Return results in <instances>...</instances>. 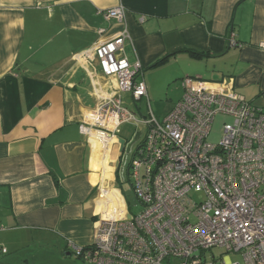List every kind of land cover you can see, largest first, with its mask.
I'll use <instances>...</instances> for the list:
<instances>
[{"label": "crops", "instance_id": "1", "mask_svg": "<svg viewBox=\"0 0 264 264\" xmlns=\"http://www.w3.org/2000/svg\"><path fill=\"white\" fill-rule=\"evenodd\" d=\"M118 5L124 20L105 18ZM124 29L148 77L177 63L173 79L226 83L264 109V0H0V264H36L29 245L77 259L69 243L92 244L100 217L124 208L116 139L80 129L118 88L88 52Z\"/></svg>", "mask_w": 264, "mask_h": 264}, {"label": "built area", "instance_id": "2", "mask_svg": "<svg viewBox=\"0 0 264 264\" xmlns=\"http://www.w3.org/2000/svg\"><path fill=\"white\" fill-rule=\"evenodd\" d=\"M125 13L118 5L104 16L123 21ZM130 37L124 29L88 52L118 88L87 112L80 129L89 139L93 131L113 137L120 147L121 125L137 120L123 94L135 104L148 100L147 131L128 173L142 210L133 214L122 194L124 208L100 217L94 242H70V250L91 264H264V109L226 83L187 76L183 97L160 120L140 79L142 63L126 56ZM230 43L239 46L234 37ZM259 47L264 50V39ZM219 114L231 120L213 143L208 137ZM214 248L226 253L208 258ZM6 254L0 245V258Z\"/></svg>", "mask_w": 264, "mask_h": 264}, {"label": "rangeland", "instance_id": "3", "mask_svg": "<svg viewBox=\"0 0 264 264\" xmlns=\"http://www.w3.org/2000/svg\"><path fill=\"white\" fill-rule=\"evenodd\" d=\"M182 63L186 64L180 62V65H182ZM179 68V64L176 63L174 67L171 68V66H169L168 68H163L149 77L146 75L147 73L145 71L143 77H140V79L144 78L147 86L151 88V91L148 92L149 101L153 112L160 120L165 118L173 105L184 95L183 77L173 79V74L178 71ZM123 99L124 107L134 113L137 120L128 121L121 125L120 135L126 139L127 143L123 153H120V149L115 151L113 156L116 161L114 162L113 160L111 163L114 168V175L119 177L118 172L115 174V171L117 162H121L120 168L122 169L121 171L123 175L121 180L117 181V186L120 187L129 210L133 214H138L141 212L142 207L135 195L132 184L128 179L127 169L132 161L135 148L143 140L147 131V127L142 120L148 113V100L143 99L138 101L136 105L130 93L123 94ZM230 120L231 119L225 115H217L212 124L210 135L208 137L209 141L218 143L222 138L224 123L230 122ZM106 185L110 186L108 181H106ZM34 248V245L26 246L20 252V255L24 258H32L36 264H91L82 259H75L70 256H61L62 258H60V256L53 251V254H51V252L48 254L44 247L37 248V251ZM225 253L226 251L222 248H214L208 258H210L212 254L219 257ZM229 258L234 261H239L241 259L240 255L237 254H232Z\"/></svg>", "mask_w": 264, "mask_h": 264}, {"label": "trees", "instance_id": "4", "mask_svg": "<svg viewBox=\"0 0 264 264\" xmlns=\"http://www.w3.org/2000/svg\"><path fill=\"white\" fill-rule=\"evenodd\" d=\"M180 51H182V50H180ZM183 51H184V52H188V53H190L191 55L196 56V57L205 56V53H203V52H198V51H195V50H193V49H184ZM177 52H178V51H177ZM177 52H175L174 54H176ZM168 57H169V56L165 57V58L162 59L160 62H164V61H166V60L168 59ZM117 172H118V175H120V173H121V168H120V166L118 167ZM128 173H129V167H128V169H127V176L129 175ZM122 175H123V174H122ZM128 179H129V177H128Z\"/></svg>", "mask_w": 264, "mask_h": 264}, {"label": "water", "instance_id": "5", "mask_svg": "<svg viewBox=\"0 0 264 264\" xmlns=\"http://www.w3.org/2000/svg\"><path fill=\"white\" fill-rule=\"evenodd\" d=\"M119 139V143H120V153H123V151L125 150V146H126V139H124L123 137L119 136L118 137ZM119 165V161L117 163V166Z\"/></svg>", "mask_w": 264, "mask_h": 264}]
</instances>
